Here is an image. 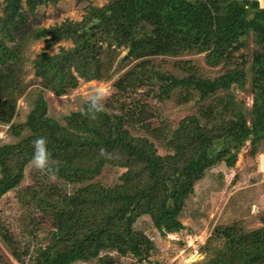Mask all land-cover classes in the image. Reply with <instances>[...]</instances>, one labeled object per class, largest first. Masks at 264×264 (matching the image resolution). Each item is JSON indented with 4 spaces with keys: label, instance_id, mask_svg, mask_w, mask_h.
Here are the masks:
<instances>
[{
    "label": "trees",
    "instance_id": "16d2710c",
    "mask_svg": "<svg viewBox=\"0 0 264 264\" xmlns=\"http://www.w3.org/2000/svg\"><path fill=\"white\" fill-rule=\"evenodd\" d=\"M58 1L25 0V5L32 15L37 6ZM0 7V124L15 137L29 132L0 146V196L21 182L37 136L45 137L51 153V170L44 176L77 185L72 193L59 190L57 196L58 190L42 188L36 180L21 192V205L33 208L29 235L34 238L44 230L46 236L44 245L30 255L28 244L21 247L0 222V242L16 262L23 264L27 256L31 264H116L117 258L128 256L140 264L152 255L154 243L133 228L139 217L148 216L161 236L178 233L184 228L179 215L206 170L219 162L233 167L246 143L248 154L254 155L264 141V8L258 0H107L88 6L79 21L26 28L16 42L14 32L28 21L22 2L0 0ZM251 36L254 50L246 68L247 56L240 54L238 63L233 53ZM31 39L47 42L32 62L41 90L25 120L15 123L18 98L26 91L23 43ZM61 41L71 46H60L56 54L46 52ZM121 48L128 58L142 61L115 82L129 99L121 102L118 113L103 109L89 118L82 111L70 112L64 124L47 115L43 91L62 96L80 80H103ZM186 52L203 53L209 67H229L210 79L188 64L181 67L185 76L177 77L154 71L147 60ZM151 74L159 81L154 94L159 100L178 88L181 104L202 102L196 114L181 119L162 137L163 155L148 137L129 131L138 126L154 137L159 131L134 96L151 82ZM232 87L250 94L251 104L237 98ZM105 165L124 169L117 183L104 186L95 180ZM215 241L221 244L213 246L206 264H264V226L244 231L236 222L216 225L202 249Z\"/></svg>",
    "mask_w": 264,
    "mask_h": 264
},
{
    "label": "rangeland",
    "instance_id": "374dc122",
    "mask_svg": "<svg viewBox=\"0 0 264 264\" xmlns=\"http://www.w3.org/2000/svg\"><path fill=\"white\" fill-rule=\"evenodd\" d=\"M107 0H60L56 4H43L36 7L31 15L27 12L25 0H21L22 8L28 17L26 25L20 26L19 32H14L15 42L20 40L21 33L26 28H47L59 24L64 20L79 21L88 6H102ZM260 5L264 6L263 0H258ZM1 7H0V15ZM14 42L6 41V45L12 46ZM47 42L43 39L28 40L23 43L22 52V79L26 87L25 94L18 98L17 114L12 121L21 123L25 120L27 113L32 108L36 94L41 90L40 80L35 78L32 62L37 55L45 49ZM246 46L241 47L239 51L233 53L236 62H241L240 54L247 56L245 67L250 65L254 44L252 36L246 39ZM60 46L69 47L71 42L61 41L46 52L56 54ZM105 48V47H104ZM119 54L113 61L109 69L104 70V79L97 81L91 80L79 81L76 88L71 89L67 94L55 96L50 91H43L42 95L47 104V115L55 119L58 123L64 124L63 117L70 112L82 111L85 97L96 88H105L107 95L104 97L103 109L118 113V107L121 102L128 101L125 93H121L115 82L124 74L134 70L142 60H132L127 57L126 49H118ZM105 54L101 60L106 66L108 60ZM154 71L170 73L177 77L185 76L181 67L188 64L198 69L199 73L207 78H215L226 71L229 66L220 64L216 67H209L205 64L203 53H183L177 57L156 56L147 58ZM233 68V66H230ZM151 82L145 87H141L134 92V96L139 98L142 106L148 115H151L150 122L154 128L159 131L155 133H146L138 126L135 130H129L132 135H145L154 144L157 153L163 155L166 149L162 146L160 140L168 132L178 126V122L186 116L197 113L199 104L191 100L188 103L181 104L180 91L175 89L171 91L166 99L159 100L154 94L158 92L159 81L154 74H151ZM234 86V85H232ZM232 90L236 97L243 99L247 106L251 104V95L244 94V91ZM222 93V91L218 92ZM0 146L17 142L20 138L26 136L29 132L23 130L20 137L12 135L8 126L0 124ZM156 130V129H154ZM249 144L240 150L236 156L233 167H226L223 162H219L206 170L204 176L194 184L193 193L190 194L185 202V206L179 215V220L184 228L178 233L166 234L161 236L154 228L148 216L139 217L133 224L135 230L144 232L154 243V252L144 262L140 264H206L208 258L212 255L213 246L218 247L220 241L211 242L209 248L203 250L207 239L211 235L214 226L221 224L238 223L244 231H251L264 226V141L260 142L254 155H249ZM262 161V165L260 163ZM124 169L105 165L100 175L95 179L104 186H110L119 181V175ZM46 170L41 172L28 164L24 168V175L19 185L13 190H9L0 196V222L8 228L10 234L21 243V247L28 244V253L34 254L39 246H43L46 231L38 230L37 235L32 238L29 235L31 225L28 213L33 208L31 205H21L18 196L26 187L33 185L36 180L42 183V188H50L52 191L59 190L61 193L70 194L77 185L64 184L54 178L52 174L44 176ZM40 216L39 213H34ZM45 220V219H41ZM43 225V223H42ZM26 243V244H25ZM23 249V248H22ZM0 254L3 257V264H20L16 262L9 252L0 242ZM112 255L114 253H111ZM23 264H31V261L24 258ZM76 264V263H74ZM84 264V263H79ZM116 264H135V260L128 256L117 258Z\"/></svg>",
    "mask_w": 264,
    "mask_h": 264
},
{
    "label": "clouds",
    "instance_id": "9594fccd",
    "mask_svg": "<svg viewBox=\"0 0 264 264\" xmlns=\"http://www.w3.org/2000/svg\"><path fill=\"white\" fill-rule=\"evenodd\" d=\"M259 6L264 8V6L260 5V3ZM106 95L107 90L105 88L101 87L94 89L87 95V97H85L86 110H82V114H86L89 118H94L97 113L103 111L104 106L102 101ZM50 161L51 153L48 150L45 137H35L32 140V155L29 160V164L34 169L43 172L45 170H51Z\"/></svg>",
    "mask_w": 264,
    "mask_h": 264
},
{
    "label": "built area",
    "instance_id": "2783aa9c",
    "mask_svg": "<svg viewBox=\"0 0 264 264\" xmlns=\"http://www.w3.org/2000/svg\"><path fill=\"white\" fill-rule=\"evenodd\" d=\"M260 163H261V165H262V161L260 160ZM264 171V170H263Z\"/></svg>",
    "mask_w": 264,
    "mask_h": 264
}]
</instances>
